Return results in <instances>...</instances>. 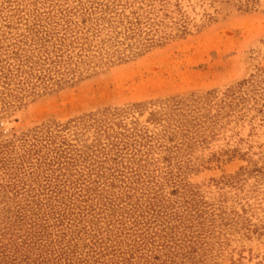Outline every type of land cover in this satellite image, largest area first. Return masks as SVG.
I'll return each mask as SVG.
<instances>
[{
    "label": "rangeland",
    "instance_id": "obj_1",
    "mask_svg": "<svg viewBox=\"0 0 264 264\" xmlns=\"http://www.w3.org/2000/svg\"><path fill=\"white\" fill-rule=\"evenodd\" d=\"M0 264H264V0H0Z\"/></svg>",
    "mask_w": 264,
    "mask_h": 264
}]
</instances>
